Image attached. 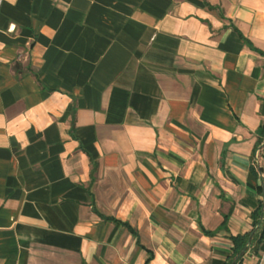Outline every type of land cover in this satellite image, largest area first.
<instances>
[{
  "label": "crops",
  "instance_id": "obj_1",
  "mask_svg": "<svg viewBox=\"0 0 264 264\" xmlns=\"http://www.w3.org/2000/svg\"><path fill=\"white\" fill-rule=\"evenodd\" d=\"M261 125L264 0H1L0 264H225Z\"/></svg>",
  "mask_w": 264,
  "mask_h": 264
},
{
  "label": "trees",
  "instance_id": "obj_2",
  "mask_svg": "<svg viewBox=\"0 0 264 264\" xmlns=\"http://www.w3.org/2000/svg\"><path fill=\"white\" fill-rule=\"evenodd\" d=\"M260 134L264 135V125H261ZM254 223L252 230L244 235L230 238L232 242V255L225 264H240L244 253L248 248L253 252L257 251L258 246L264 241V203L259 202L258 207L253 213Z\"/></svg>",
  "mask_w": 264,
  "mask_h": 264
},
{
  "label": "built area",
  "instance_id": "obj_3",
  "mask_svg": "<svg viewBox=\"0 0 264 264\" xmlns=\"http://www.w3.org/2000/svg\"><path fill=\"white\" fill-rule=\"evenodd\" d=\"M1 1V0H0ZM257 154V153H256Z\"/></svg>",
  "mask_w": 264,
  "mask_h": 264
}]
</instances>
